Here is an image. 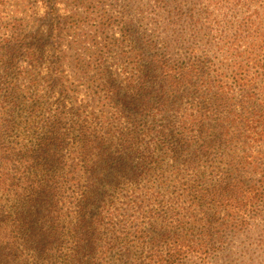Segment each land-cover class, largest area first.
<instances>
[{"label": "trees", "instance_id": "obj_1", "mask_svg": "<svg viewBox=\"0 0 264 264\" xmlns=\"http://www.w3.org/2000/svg\"><path fill=\"white\" fill-rule=\"evenodd\" d=\"M110 1L70 13L89 46L66 63L55 0L47 31L0 0V264H260L264 0L226 23L234 0L193 1L203 45Z\"/></svg>", "mask_w": 264, "mask_h": 264}, {"label": "rangeland", "instance_id": "obj_2", "mask_svg": "<svg viewBox=\"0 0 264 264\" xmlns=\"http://www.w3.org/2000/svg\"><path fill=\"white\" fill-rule=\"evenodd\" d=\"M97 0H55V10L57 12V22L64 24L63 27H66L68 31H66V37L65 42H63V45L60 46V51H64L65 54H63V60L64 62H72L73 59H75V50L77 47V51L79 52L80 49H83L84 47L88 48V42L85 39V34L88 33L86 30V23L83 22L82 19H77L75 22H72V20H69L70 13H81L82 10L79 9V7H82L83 5H89V3L92 5L95 4ZM103 3H105V0H101ZM149 0H117L115 3L117 10L121 8H125L128 12L125 15L126 22L129 23L132 27H134V31L136 33L138 31H144L147 32V34H153V31L157 34L161 35L162 29L164 30V26L166 27V31L163 33L162 37H168L170 41H172L173 37L176 35L180 36L179 44L178 45H203V42L190 40V33L187 27H195L196 26V20H201V14L195 15L190 10L191 3L195 0H177L180 2L182 8H180L175 0H169V13H164L163 11L157 9L152 4L148 3ZM238 0L233 1V5L230 9L229 14L226 17V21L231 19L232 15L236 14L239 11V8L234 9V6ZM112 2V0L110 1ZM247 2H249L247 0ZM79 5V7H78ZM8 12L10 17H13V11L17 9L19 11V15L17 18H22V16H27L29 19H35L40 20L44 22V25H42L41 29H44V31H47V29L50 27V23H47L48 19L47 16L49 15V11L51 10L50 2L49 0H8ZM29 7L31 9V15L25 14V11L27 10L26 7ZM178 6V12H174L173 9L177 8ZM143 7L142 13L139 14L140 8ZM82 9V8H81ZM89 11L92 10L90 7H88ZM211 12V17H217L218 19H221L222 16L228 12V10H216V9H209ZM151 11H154L151 13ZM163 18V20H161ZM174 21H179L176 26H173ZM84 25V27L82 26ZM89 27H93L89 25ZM161 27V28H160ZM200 27V24H198L195 29H198ZM159 29V30H158ZM177 29V33L183 32V34H174V30ZM121 27H114V31L111 32L112 36H108L109 39H117L119 38L121 32ZM1 37V35H0ZM135 37V36H134ZM41 37H38L40 39ZM64 38V37H62ZM36 40L38 42V45H40L39 40ZM85 39V40H84ZM136 39V38H135ZM43 42H45L46 45H43L46 47V54L50 55L51 50L54 48H57L56 45H51L50 38L46 37V35L42 36ZM83 40L84 43L82 45H77L78 41ZM205 41V40H204ZM42 45V43H41ZM81 52V51H80ZM79 52V53H80ZM262 219L264 220V214L262 216ZM264 246L257 248L256 246H253L250 248L251 252H254V258L258 257L260 260V264H264ZM262 248V249H261Z\"/></svg>", "mask_w": 264, "mask_h": 264}]
</instances>
